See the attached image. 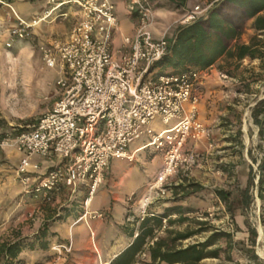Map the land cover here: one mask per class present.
<instances>
[{
    "label": "built area",
    "instance_id": "obj_1",
    "mask_svg": "<svg viewBox=\"0 0 264 264\" xmlns=\"http://www.w3.org/2000/svg\"><path fill=\"white\" fill-rule=\"evenodd\" d=\"M124 1L136 23L116 47L119 18L113 0H46L48 9L34 20L22 18L12 3L0 0L9 9L8 47L35 40V26L47 17L75 18L65 38L40 42L44 62L50 68L59 66L60 75L51 108L13 139L21 153L16 174L25 193L51 204L64 186L77 192L84 184L89 194L86 206L112 158L133 160L138 151L151 149L161 154L162 163L137 206L129 210V220L140 222L155 214L148 211L153 205L173 194L174 176L179 172L189 176L200 163V154L188 142L214 145L212 129L200 120L198 108V89L210 70L189 68L156 75L157 63L170 52L171 41L166 32L160 36L154 32L157 15L152 0ZM207 12L197 5L182 22L191 23ZM218 73L224 81L234 80ZM156 119L164 126L154 127ZM10 141L8 136L0 138V147ZM137 141L143 144L129 152ZM55 158L52 166L45 167ZM149 257L146 247L134 264H144Z\"/></svg>",
    "mask_w": 264,
    "mask_h": 264
},
{
    "label": "rangeland",
    "instance_id": "obj_2",
    "mask_svg": "<svg viewBox=\"0 0 264 264\" xmlns=\"http://www.w3.org/2000/svg\"><path fill=\"white\" fill-rule=\"evenodd\" d=\"M227 8L229 15L240 25L239 33H249L243 10L231 6ZM4 10V6L0 4V22L3 20ZM7 33V38L0 41V138L8 136L11 146L6 147L16 149L13 139L28 131L38 118L51 108L57 98L56 81L60 73H57L59 66L50 68L44 62L40 49L42 41H17L12 47H8L9 32ZM259 37L264 40V36ZM121 42L118 37L116 47L120 46ZM235 45L236 43H233L232 48ZM216 67V161H212V165L216 166V187L199 185L193 182L192 177H186V184L183 186L175 185L173 194L161 201L167 202L164 210L156 212L154 205L148 210L156 215L172 216L170 219L163 216L160 226L151 222L155 233L148 238L146 247L148 248L152 240H156L154 238L159 237L172 243L174 234L170 232L204 229L187 239L176 241L177 245L186 246L204 241L214 230H224L233 236L232 248L228 249L227 239L221 238L217 243L223 248L220 256L205 258L199 264H264V201L259 199L255 188L250 190L251 201L244 205L242 193L247 186L250 165L254 166L255 171L257 167V162L254 163L248 154V148H252L253 156L260 159L262 148L259 144L264 147V143L259 141V128L251 115L253 106H249L257 98L264 96V57H245L240 60L236 56L227 55ZM171 71V68L158 67L156 75ZM218 71H223L235 79L224 81ZM42 81L44 85L40 84ZM234 120H237L236 124L231 123ZM218 121L221 126H217ZM230 124L232 126H229ZM153 125L156 128L164 126L160 119H156ZM222 126L224 130L219 129ZM224 134L234 136L230 143L218 141L219 135ZM117 160L113 159L111 162L112 171H115ZM135 162L134 160L131 163ZM15 168L10 156H0V241L21 236L27 238L26 242L35 245L33 250L26 247L20 254V264L67 263L70 255L60 253L58 247L53 246V241L50 242L48 250H40L39 241L33 232L42 228V225L39 228L42 223L41 209L32 199L25 198L22 202V197L27 195L25 191L14 193L16 195L11 197L15 187L23 186L16 177ZM177 175L178 178L182 176L181 172ZM147 183L140 194H131L132 200H129L131 195L128 196V211L137 206ZM217 189L232 192L227 203L218 197ZM181 201L185 203H180ZM101 215L106 217L104 213ZM95 216L98 214L93 215ZM130 223L133 225H127L129 228H133L135 232L140 231L141 223L138 218ZM250 229L257 230L255 244H252ZM149 260L147 258L144 264Z\"/></svg>",
    "mask_w": 264,
    "mask_h": 264
},
{
    "label": "crops",
    "instance_id": "obj_3",
    "mask_svg": "<svg viewBox=\"0 0 264 264\" xmlns=\"http://www.w3.org/2000/svg\"><path fill=\"white\" fill-rule=\"evenodd\" d=\"M4 1L12 3L20 16L26 20H34L41 17L48 9L46 0ZM113 1L116 4L119 18V31L116 35V40H118V37L122 40L123 33L133 32L136 20L127 11L124 0ZM152 3L157 15L154 32L157 36L166 32L171 41V45L176 38L178 28L186 25L182 22L183 18L197 5L200 8H208L206 16L203 17L204 19L208 17L210 12L216 14L217 9L222 18L234 27L236 35L227 40V50H234L235 46L239 43H249L253 35L257 33L253 25L254 18H248L247 16L246 23L249 25V33H239V30H241L240 25L237 24L238 22L236 23L235 19L229 15L226 9H228L227 6L242 8L231 3H226L225 0H152ZM0 4L5 9L3 20L0 22L1 41L7 38V31L11 23L8 21V7L1 2ZM72 9L75 10V8ZM262 13L264 14V11ZM74 20V16L65 19L47 17L35 26V40L45 42L65 38ZM233 43H236V45L232 48ZM227 55V52H225L208 67L194 65L178 68L172 66L167 67L173 70L171 72H180L189 68H207L210 70V74L203 79L198 89L200 95L198 108L200 120L212 129L214 145L208 147L207 143L203 140L200 142L190 140L188 142L187 145L200 154V163L192 170L189 176L183 172H181L182 176L180 178H178V175L174 176L172 182L176 186L185 185L186 177H192L194 179L193 182L199 185L207 188L216 187V178H214L216 177V166L212 165V161H216V65ZM57 73H59V70ZM40 84L44 85V82L42 81ZM245 120L247 122V119ZM236 122L237 120H234L231 123L236 124ZM217 126H221L220 121L217 122ZM229 126H232V124ZM219 129L224 130V126L219 127ZM219 137L218 141L223 143H227L228 141L230 143L234 138V136L229 134L219 135ZM223 137L226 139H223ZM141 144H143V141L132 143L128 148L129 152H132ZM3 154L7 157L10 156L17 168L21 153L17 149L4 146L0 147V156ZM113 159H118L115 171H112L111 167ZM134 160L136 162L131 163ZM55 162L56 158L54 160H48L45 162V167L52 166ZM161 163V154L151 149L138 151L133 160L118 157L112 158L105 172L103 182L89 198L90 204L86 206L84 205V200L89 194L88 188L84 184L80 185L77 192H72L69 187L64 186L55 193L54 201L51 204H45L39 198H35L29 194L24 195L22 202L25 198L32 199L37 203L38 208L41 209L40 218L42 223L39 225V228L41 225L43 228H47V236L44 240L48 242V246L53 241L55 243L53 246H57L60 253L67 256L70 255L67 263L58 262L56 264H111L133 242L138 234V231L135 232L133 228L127 226L133 225V223H130L132 220H129L128 217L127 198L131 194H140L142 192L145 184L160 168ZM13 190L15 192H12L11 197L16 195L14 193L24 192L22 185L15 187ZM180 203H185V201H181ZM166 205L167 202L156 203L154 205L157 208L156 212L164 210V207H167ZM102 213L106 217H93V215ZM149 216L153 215L150 214ZM171 216L169 214L166 218L170 219ZM38 232L39 229L33 232V235ZM40 250L45 249L40 248ZM46 250H48V247ZM161 264L168 263L162 262Z\"/></svg>",
    "mask_w": 264,
    "mask_h": 264
},
{
    "label": "trees",
    "instance_id": "obj_4",
    "mask_svg": "<svg viewBox=\"0 0 264 264\" xmlns=\"http://www.w3.org/2000/svg\"><path fill=\"white\" fill-rule=\"evenodd\" d=\"M225 2L239 6L248 18H254L253 25L257 33L249 43H239L234 50H227V40L234 37L236 31L229 22L222 18L216 9V14L210 12L206 19L200 18L180 26L170 47V52L157 63V67L172 66L178 68L188 65L208 67L225 52L229 56H236L240 60L245 57L263 58L264 40L263 37L259 36H264V14L262 13L264 11V0H225ZM251 113L253 122L259 128V141L264 143V97L256 101ZM259 147L262 148L260 159L253 156L252 148H248V154L254 163L257 162V167L255 171L254 166L250 165L247 186L242 191L244 205H248L251 201L250 190L255 188L258 197L264 201V147L262 144H259ZM224 171L230 172L228 169H224ZM256 178H258L257 183H255ZM216 193L226 203L232 195V192L224 189H217ZM163 216L167 217V215L156 214L152 217H145L133 242L111 264H134L138 254L146 248L148 238L154 236L155 227L151 222H155L160 226ZM203 230L170 232L174 234L171 238L172 243H169L166 238L159 237L148 245L150 260L145 264H161L162 262L168 264H199L205 258H217L223 249L222 246L217 245L221 238L227 239L228 249L232 248L233 236L230 232L224 230H214L204 241L186 246L176 244V241L187 239ZM257 234L256 229H250V235L253 237L252 244H255ZM35 235L40 248L46 249L48 242L44 239L47 236V228L42 227ZM26 241L27 238L21 236L13 240L0 241V264H20L22 261L20 254L24 249L26 247L32 250L35 248L34 244Z\"/></svg>",
    "mask_w": 264,
    "mask_h": 264
},
{
    "label": "bare ground",
    "instance_id": "obj_5",
    "mask_svg": "<svg viewBox=\"0 0 264 264\" xmlns=\"http://www.w3.org/2000/svg\"><path fill=\"white\" fill-rule=\"evenodd\" d=\"M7 146H11V144L10 145H7ZM90 204V202L88 203V205Z\"/></svg>",
    "mask_w": 264,
    "mask_h": 264
}]
</instances>
